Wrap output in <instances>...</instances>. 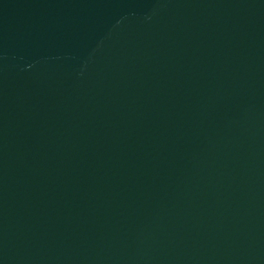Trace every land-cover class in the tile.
I'll return each instance as SVG.
<instances>
[{
	"label": "water",
	"instance_id": "obj_1",
	"mask_svg": "<svg viewBox=\"0 0 264 264\" xmlns=\"http://www.w3.org/2000/svg\"><path fill=\"white\" fill-rule=\"evenodd\" d=\"M0 264H264V0H0Z\"/></svg>",
	"mask_w": 264,
	"mask_h": 264
}]
</instances>
